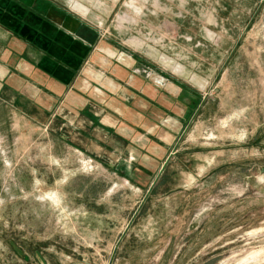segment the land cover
Here are the masks:
<instances>
[{"label": "rangeland", "instance_id": "obj_1", "mask_svg": "<svg viewBox=\"0 0 264 264\" xmlns=\"http://www.w3.org/2000/svg\"><path fill=\"white\" fill-rule=\"evenodd\" d=\"M29 6L0 9V25L71 19L88 44L73 51V79L94 52L131 61L137 100L115 91L116 115L134 112L142 126L129 149L117 124L103 157L102 64L65 122L92 126L81 138L17 106L0 68V264H264V0Z\"/></svg>", "mask_w": 264, "mask_h": 264}, {"label": "crops", "instance_id": "obj_2", "mask_svg": "<svg viewBox=\"0 0 264 264\" xmlns=\"http://www.w3.org/2000/svg\"><path fill=\"white\" fill-rule=\"evenodd\" d=\"M35 2L36 0H0V9L9 6V12L12 10L25 12L23 6H34ZM13 5L15 7H12ZM40 6L41 4L38 7ZM30 9L32 10L31 7ZM53 15L56 16V14ZM54 20L58 22H20L18 20L11 22L8 20L11 30L0 25V68L5 69L1 72L2 93L5 90L13 91L16 94L15 104L17 106L31 108L32 114L38 122H49L50 127L53 126L55 131L65 138H81L77 132L88 130L93 136L92 126H79V129L76 128V132L65 122H72L74 113L87 101L84 92L90 86L88 77L93 76L89 73V67L94 69L96 65L102 64V68L97 70L94 80L98 81L99 85L106 81L107 86L103 84L102 87L105 92L102 93L108 99L104 110H107L109 115L103 119V122L111 128L104 129L103 147L99 146L98 152L104 157L108 150L114 148L116 145L114 141L117 139L115 129L119 123L127 127L128 130V133L124 131L120 135L121 139L125 137L124 139L128 140V145L123 141L122 146H127L130 149L132 144L129 139H135L137 126L141 127L142 124L137 121L136 116L133 115L134 112L133 114L130 113V116L126 115L128 122L117 118L115 106L119 105V98L115 91L122 88L125 99L129 97L131 91L135 97V104L137 100L136 81L132 83L130 79L131 61L126 58L120 62L118 60L121 58L118 57L117 60L114 55L108 56L109 58L104 57V59L101 56L98 57L94 52L91 56L86 57L84 69L80 70L73 79L74 60H77V57L81 58L73 51L77 50L83 56L82 48L87 47L88 44L76 41L79 39H76L75 24L71 19L62 22V19L59 20V18L54 17ZM21 27L22 29H20ZM29 31L39 42H33V39L22 36ZM45 37L49 41L54 39L56 45L51 46L54 50L52 53L49 52ZM76 43L80 48L76 46ZM122 83L124 85L121 86ZM131 83L135 85L132 86V89H130ZM132 106L134 109L135 105ZM89 123L91 125V122ZM144 127L146 128L144 137H146V132H152V129H149L150 123L148 129L147 123ZM120 131L122 132V128ZM100 135L98 133L97 137L99 138ZM106 145H109V149H106Z\"/></svg>", "mask_w": 264, "mask_h": 264}, {"label": "water", "instance_id": "obj_3", "mask_svg": "<svg viewBox=\"0 0 264 264\" xmlns=\"http://www.w3.org/2000/svg\"><path fill=\"white\" fill-rule=\"evenodd\" d=\"M166 166H167V162H166L165 165L162 167V169H161V171H160L159 174L163 173V170H165ZM155 183H156V182H154L153 185L151 186V188H150V190H149V193H150V191L152 190V188L154 187V184H155Z\"/></svg>", "mask_w": 264, "mask_h": 264}, {"label": "trees", "instance_id": "obj_4", "mask_svg": "<svg viewBox=\"0 0 264 264\" xmlns=\"http://www.w3.org/2000/svg\"><path fill=\"white\" fill-rule=\"evenodd\" d=\"M162 177H163V175H162ZM162 177H161V178H162ZM165 179H166V174L164 173V181H165ZM160 181H161V180H160ZM158 185H159V183L157 184V186H158ZM157 186H156V187H157Z\"/></svg>", "mask_w": 264, "mask_h": 264}]
</instances>
